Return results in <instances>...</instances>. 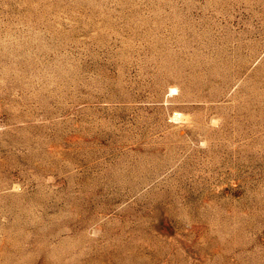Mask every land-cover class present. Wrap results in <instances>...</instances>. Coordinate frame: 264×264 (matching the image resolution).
Wrapping results in <instances>:
<instances>
[{"label": "rangeland", "instance_id": "1", "mask_svg": "<svg viewBox=\"0 0 264 264\" xmlns=\"http://www.w3.org/2000/svg\"><path fill=\"white\" fill-rule=\"evenodd\" d=\"M0 264H264V0H0Z\"/></svg>", "mask_w": 264, "mask_h": 264}]
</instances>
